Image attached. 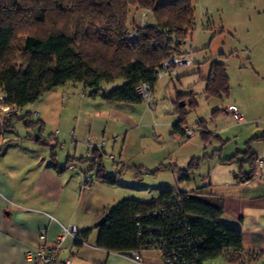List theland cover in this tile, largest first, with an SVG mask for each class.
Here are the masks:
<instances>
[{"label":"trees","instance_id":"1","mask_svg":"<svg viewBox=\"0 0 264 264\" xmlns=\"http://www.w3.org/2000/svg\"><path fill=\"white\" fill-rule=\"evenodd\" d=\"M133 7L152 14L154 21H137L130 28ZM196 23L193 0H0V111L3 107L11 109L0 119V127L13 128L21 107L23 110L68 82L83 83L91 96L102 93L108 100L143 102L139 84H156V68L173 55L187 52L182 47ZM205 81L207 97L230 95L225 61L213 60ZM116 82L121 85L104 91V83ZM197 105L195 94L187 104L178 105L180 118L173 125V134L185 137L187 114ZM32 114L27 111L18 119L28 127L42 126V120H31ZM202 134L207 140L214 132L204 130ZM35 140L48 144L41 136ZM241 155L224 161L248 163L252 169L245 178H251L260 159L249 146ZM201 159L194 157L179 168L180 179L189 180ZM52 160L59 170L65 168L58 165L53 151ZM77 160L89 163V171L96 170L97 179L119 182L118 175L106 172L101 155L93 153L81 159L70 155L65 166L73 167ZM222 214L220 197L202 190L164 189L149 201L119 200L94 227L78 231L75 240L84 243L97 228L101 248L131 254L160 247L163 259H171L172 264H205L222 255L231 263L244 255L255 262L264 256L262 252H244L242 228L222 221Z\"/></svg>","mask_w":264,"mask_h":264},{"label":"rangeland","instance_id":"2","mask_svg":"<svg viewBox=\"0 0 264 264\" xmlns=\"http://www.w3.org/2000/svg\"><path fill=\"white\" fill-rule=\"evenodd\" d=\"M193 3L197 23L194 33L182 50H186L187 43L189 47L194 45L197 64L180 68V79L171 81V84L167 77L156 82V107L143 101L132 103L131 109H127V114H131L127 126L122 133L111 137L107 145L104 144L106 147L102 148L101 156V162L108 172L118 175L120 181L84 192V196L97 207L94 213L96 217L102 214L101 211L108 206L109 200H114L110 204L124 198L146 201L156 197L164 189H198L200 181L209 172L212 158H216V152H223L225 157L232 156L240 150H247L249 138L264 136V0H193ZM142 11L134 7L131 9L130 28L137 21L143 23ZM147 15L145 23L154 21L152 14ZM18 41L21 43L22 38ZM213 60H223L228 65L231 92L224 98L207 97L205 93V78L209 75ZM112 86L113 84L104 83L103 89L108 91ZM79 87L77 92L82 90V86ZM63 90L59 86L46 93L40 101L23 107V110L21 107L18 117L31 111V120L34 122L38 120V112H46L44 124L28 127L23 120L14 118L13 128L4 133L7 136L6 144L22 141V145L27 146L33 143L38 150H31L32 154H39L41 151L52 156L53 151L57 157L60 155L61 161L64 160L60 166L65 165L70 155H75V148L80 154L77 159L86 158L82 142L87 144V141H82L80 137L90 131V136H100L99 116L94 111L80 113L66 106H63V110ZM178 93L182 95L177 96L175 103ZM193 94L196 95L198 105L187 114L185 126L194 128L195 135L188 143L184 136L177 137L172 133V125L179 119L178 105L183 101L187 104L193 99ZM233 103L238 105L246 122L236 121L227 111V107ZM9 111L11 109L7 112L1 110L0 119ZM200 121H205L210 130L217 134L222 128L228 131L221 135L225 142H216L208 147L209 153H204L206 149ZM38 136L48 144L36 142L35 137ZM252 143H258L254 147H257L263 164L264 139L253 140ZM193 156L202 158L199 160L200 165L193 170L189 180H181L179 168L187 166ZM75 164L79 168L86 166L80 160L75 161ZM76 172L82 174L78 170ZM74 222L78 225L76 220Z\"/></svg>","mask_w":264,"mask_h":264},{"label":"crops","instance_id":"3","mask_svg":"<svg viewBox=\"0 0 264 264\" xmlns=\"http://www.w3.org/2000/svg\"><path fill=\"white\" fill-rule=\"evenodd\" d=\"M187 46L188 50L192 48L196 50L194 45L189 47L187 43ZM195 64L197 60L193 65ZM182 67L178 68V79H180V68ZM168 81L171 84V80L168 79ZM79 85L82 86V92H77L80 89ZM119 85L121 82L113 83L108 91ZM62 87L64 89L61 95L62 107L66 106L80 113L94 111L99 116L100 136L92 137L90 136L92 131H90L84 133L80 139L87 141V144L82 142L83 147L85 145L83 149L86 157L93 153L102 156V148L106 147L104 144L107 145L111 137L114 138L115 134L122 133L124 127L127 126L126 123L131 115L127 114V109H131L132 103L108 100L103 97L102 93L91 96L90 90L80 82H68ZM182 94L176 95L175 103L177 96ZM181 104H184V101ZM231 105H235L242 114L238 105L234 103L227 107L228 112L231 113L229 111ZM45 115H47L46 112L42 110L38 112V120L43 121ZM231 115L233 116L232 113ZM184 128L191 127L184 126ZM200 128L202 139L205 142L204 153H209L208 147H212L214 143L225 142L221 135L225 131L228 132L226 129L218 130V134L213 131L214 135L208 136L206 140L202 132L212 130L206 123L200 124ZM191 129L195 131L194 128ZM6 130L7 128L0 127V264H34L26 257L28 251H35L46 242L53 244L63 227H69L71 223L77 226L79 232L94 227L103 219L110 207L118 201L110 204L114 203V200H109L108 206L101 211L102 214L99 217L94 216L97 207L88 197L84 196V192L87 189L110 183L96 177L94 179L96 170L89 171V163L84 164L86 165L84 168H79L76 164L67 168L64 164L60 166L64 160L61 161L59 155L57 163L60 167H65L59 170L55 167L49 153L43 154L40 151L39 154H32L31 150H38L37 145L33 143L27 146H23L22 141L6 144L7 136L4 134ZM175 135L182 136L179 133ZM258 139L263 140L264 136L249 138L247 145L259 157L257 147H254V144L258 143H252L253 140ZM186 140L188 143L192 141L190 138ZM243 151L240 150L233 155H241ZM78 155H80L78 149L75 148L74 157L77 159ZM215 157L212 158L213 162L209 172L197 186L199 188L191 191L202 190L215 197H220L223 209L221 219L242 228L244 252L264 253V162L261 164L262 158L259 157L258 167L253 176L245 178L252 169L248 163L241 164L238 159L224 161L231 156L225 157L221 151L216 152ZM76 170L82 174H78ZM106 172L111 175L107 169ZM74 220L78 225L74 224ZM43 231L47 232L45 241H42L40 237ZM98 235L99 230L94 228L88 239L81 244H77L74 237L68 236L61 244V257H71V264H165L162 253L157 249L142 250V260L136 261L131 254L101 248L97 245ZM260 263L264 264V256H260L255 262H250L248 256L244 255L240 261L231 263L225 255H222L206 261L205 264Z\"/></svg>","mask_w":264,"mask_h":264},{"label":"built area","instance_id":"4","mask_svg":"<svg viewBox=\"0 0 264 264\" xmlns=\"http://www.w3.org/2000/svg\"><path fill=\"white\" fill-rule=\"evenodd\" d=\"M147 16V12H142V22ZM132 40L136 38V33L132 35ZM195 49H189L186 53L181 55H173L167 60H164L160 66L156 68V79L159 80L160 78H169L171 81H174L178 78L179 72L178 68L182 66H192L196 60ZM155 85H152L148 82H141L138 86V92L148 103L149 106L156 107L157 100L155 98ZM2 98V97H0ZM4 111L10 110L9 107H3ZM229 111L233 114L234 118L239 122H246L245 117L239 112L238 108L235 105H231L229 107ZM195 135V131L191 128H185V138H191ZM112 157V155H111ZM113 158V157H112ZM47 232L43 231L41 233L42 241L46 240ZM68 236H72L75 239L78 236V228L75 225H70L69 227L64 226L62 232L57 236L56 241L53 244L43 243V245L35 251H28L26 253V257L28 260L33 261L34 264H71L72 259L71 257H61V244L65 241ZM157 249L161 253L162 248H152ZM142 250H134L131 253V256L136 261L142 260ZM165 264H172L171 259L164 260Z\"/></svg>","mask_w":264,"mask_h":264}]
</instances>
